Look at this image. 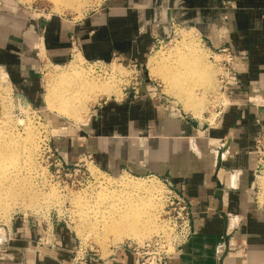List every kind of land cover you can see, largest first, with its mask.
<instances>
[{
	"label": "crops",
	"instance_id": "obj_1",
	"mask_svg": "<svg viewBox=\"0 0 264 264\" xmlns=\"http://www.w3.org/2000/svg\"><path fill=\"white\" fill-rule=\"evenodd\" d=\"M167 21L194 25L214 49L224 42L236 52L226 103L215 122L196 124L177 107H163L158 98L143 94L110 98L94 105L75 135L59 141L57 152L63 160L90 157L112 174L152 169L169 176L187 198L194 225L169 264H264V203L256 200L260 177L254 172L255 139L264 128V0H109L80 21L54 17L39 28L46 56L55 62L73 54L89 60L119 54L142 61L165 33L161 23ZM15 24L5 25L0 18V82L10 85L17 98L23 93L28 101H38L39 59L19 30L22 21ZM218 148L222 156L216 172ZM229 214L240 219L232 232ZM7 228L0 264L70 263L77 237L67 226L20 218ZM230 234L245 244L246 255L223 254ZM89 264H133V256L117 249Z\"/></svg>",
	"mask_w": 264,
	"mask_h": 264
},
{
	"label": "rangeland",
	"instance_id": "obj_2",
	"mask_svg": "<svg viewBox=\"0 0 264 264\" xmlns=\"http://www.w3.org/2000/svg\"><path fill=\"white\" fill-rule=\"evenodd\" d=\"M27 1L0 0V12L2 14L0 18H2V22L5 25L16 26L15 21L19 20L24 24L19 30L23 38L35 48L39 59L38 72L40 74V99L38 101H27L29 105L27 107L24 104L26 102L20 97L17 98L15 96L16 91L11 89L10 85L0 82V120H3L2 97L7 101L5 103L9 113L8 118L4 121L7 124L3 125V121H0L3 130L1 134L9 136L11 133L9 130L12 129L15 139L22 141L24 145L27 143V131L34 130V135H36L34 141L36 151L34 160L32 161L33 164L28 165L29 158H27V151L24 149L23 153L25 155L19 161L18 166L20 167L21 165V168H24L20 172L25 175L29 186L26 189L22 187V190L19 188L15 189L12 186V189L21 192L14 195V198H11L9 195L5 197L12 202L11 206H13V210L6 217L0 216V238L8 234L7 226L14 219L34 218L38 221H48L51 227L58 224L67 226L77 237V243L80 241L83 246L90 247L98 255L106 257L113 248L122 242L133 240L140 242L153 234H158L160 231L165 230L166 223L163 219V214L166 209V199L170 188L166 181H171V179L166 174L152 169H147L143 173H133L123 170L112 174L97 166L92 161V158H80L81 156L79 155L74 157L69 156L66 160H63L57 152L60 151V148L56 145H58L59 141L65 138L68 139L72 134L75 135L76 131L82 127L80 122H83L86 117L90 116V111L94 105L105 99L127 97L126 92L133 90L132 86L135 82L134 77L136 76L140 81V84L136 85L138 88L137 98H140L141 94L145 95L146 98L151 97L153 100L158 98L160 100H155L158 104L167 108H171L172 106L177 107L185 118L195 121L196 124L206 126L209 123H214L219 109L226 103L225 91L222 87L223 83L220 82L218 75L222 70L220 62L223 55L209 45L207 39L201 35L194 25L167 21L161 23L165 33L155 38L150 51L142 61L126 60L119 54L112 55L108 60H89L84 57H73V54L65 62H55L46 56L43 42V27L42 29L39 28L40 23H45L54 17H62L72 22L80 21L84 16L108 5L109 0H82L76 8L65 7L63 5L66 4L62 5V3L55 4L53 0ZM187 60L189 66H192L197 74L194 77L195 82L190 85V92H194L196 101L184 99L181 94L178 96L172 85L167 83L163 77L166 70L175 67L182 69ZM131 64H136V66L133 67ZM53 73H64L70 76L81 73L88 77H86L88 81L92 82L96 80L102 83V85L106 84V81L109 82L113 76L118 82L113 80L116 83L113 82L112 84H115V87L119 88L120 94L108 95L106 92L102 93L99 90H94V95L92 90L93 94H87L86 98L83 97L86 99L83 103V105L85 104V108L83 107L84 113L82 112L80 115L84 116H80L79 119L78 117H71V115L61 114L53 108V105H56V103L52 104L50 99L57 103L59 101L51 96L49 98L47 84L50 83L51 74ZM92 77L94 79H91ZM87 96L92 99L89 97L87 99ZM128 96L134 99L132 94ZM50 102L51 105L49 104ZM196 104H198L197 108ZM55 125L59 126L55 127ZM191 138L193 137H187V140ZM49 147H51V151H49ZM23 165L28 166L24 167ZM30 166L36 168H30ZM261 169L262 171L258 175L260 182H258L259 184L256 183L259 187L258 200L256 199L257 203H264V166ZM5 174H8V172L6 173V169L0 172V176ZM125 177L133 180L142 179L154 183V188L156 189L153 188V190L156 191L150 193L159 198L156 199L161 203V206H158L160 210H155L154 206L150 203H144L137 208V212L140 223L145 221L152 222V227L154 229L157 228L156 230L158 231L153 230L149 236H145L144 238L138 236L125 237L121 242L117 241L118 243L112 241L113 236L109 233L108 239L100 244L97 242V232L99 229L95 228L94 224L88 221V217L91 219L93 214L97 215L101 213V211L98 212L100 209L107 208L112 194L117 198L115 193L118 194L117 191L119 189H124L118 184V181ZM107 179H110L113 183L109 184ZM4 181L0 180V184L8 186L6 181ZM99 190L101 192H108L107 190H109L110 193L108 192V197L98 196L97 192ZM76 195H81L80 197L78 196V201L74 198ZM134 195L135 197L138 196L145 199L146 196H149L145 191L144 193L136 192ZM100 200H103V203H100ZM80 210L83 211L80 213ZM86 216L87 218H85ZM160 226L161 228L165 227L161 229L159 228ZM230 238L234 242L230 243ZM241 242L238 239H234L233 234H230L224 245L223 254L228 255L230 252H242V254L246 255L247 248L245 244L242 246Z\"/></svg>",
	"mask_w": 264,
	"mask_h": 264
},
{
	"label": "bare ground",
	"instance_id": "obj_3",
	"mask_svg": "<svg viewBox=\"0 0 264 264\" xmlns=\"http://www.w3.org/2000/svg\"><path fill=\"white\" fill-rule=\"evenodd\" d=\"M53 1L55 4H61V3H62V5L66 4L63 6H65V7L69 6V8L70 7L76 8L82 2V0H53ZM188 63L189 62L187 60L186 64L183 65L182 69L175 67L173 69L166 70L163 77L166 79L167 83L172 85L173 89L178 93L177 94L178 96H179V94H181V96L184 97V99L196 101L197 99H196L194 92H190V85L193 82H195L194 77L197 74L195 73L194 68H192V66H189ZM81 73H78L75 76L71 75L72 77L69 74H64V73H53V74H51L50 83L47 84L48 85V91H49V98L51 96L52 98H55L56 100L59 101L57 103V102H54L53 100L50 99V101H52V104L56 103V105H53V108L55 110H57L59 113L67 114L68 116L71 115V117H78V118L80 116H84V115H80V114H82V112H83V107L85 105V104L83 105V103L86 100L85 99L86 95L87 94H93L94 90H99L102 93L106 92L108 95H110V94L119 95L120 94L119 93L120 91H118L119 88L115 87L116 86L115 84H112L113 82L117 81L116 79H114L113 76L110 78V81H109L110 83L106 81V84L102 85V83H100L96 80L92 81V82L88 81V79H87L88 77L82 75ZM49 75H50V73H49ZM96 76H98V75H96ZM91 79H94V78L92 77ZM98 80H101V79H98ZM108 80H109V77H108ZM113 80H115V81H113ZM92 90H93V93H92ZM103 90H105V91H103ZM94 95H95V93H94ZM89 96H87V99ZM83 97H85V98H83ZM2 98L3 99H1V100H2V106H3V114H2L3 120H0V121L1 122L3 121L2 124L4 125V124H7L4 121H6V119L8 118L7 116L9 113H8L7 106L5 103L6 100H4L5 99L4 97H2ZM89 98H91V97H89ZM24 104L26 107L29 106L27 102ZM49 104L51 105V102ZM196 105H197L196 106V108H197L198 104H196ZM85 119H88V117H86ZM84 120H83V123H85ZM2 124L0 125V134L3 131L2 130ZM9 131L11 132L9 136H5L3 134L0 135V172H2L5 169H6V173L8 172V174L0 176V180H3V181L5 180L6 184H8V186H5V184H4V186L0 184V216H5V217L11 210H13L12 209L13 206H11L12 202L9 201L8 199H6L5 197L7 195H9L11 198H14V195H17L18 193L21 192V191L15 190L16 188H19L20 190H22V187L24 189H26L29 186V182L25 178V175L22 174V172H20L24 168H21V165H20V167H18L19 163H20L19 161L22 160L24 155H25L23 153V151H24V149L27 151V153H26L28 156L27 158H29V161H28L29 164L28 165L33 164L32 161L34 160L33 158H34L35 151H36V145L34 143L36 135H34V130L27 131V140L25 139L27 143L25 145L22 143V141L15 139V135L12 132V129H10ZM197 151H198V149H197ZM28 165H23V166L25 167ZM9 167H11V168H9ZM30 168H36V167L30 166ZM34 170H36V169H34ZM23 172H25V171H23ZM257 179H258V177H257ZM107 182L109 184L113 183L110 179H107ZM118 184H120L122 186V188H124L121 190L119 189L118 191L116 190L118 192V194L115 193V195L118 199L115 198L114 195L112 194L113 197L112 196L110 197L111 201H110L107 208L105 207V208H103V210L100 209L98 212L101 211V213L97 212L98 213L97 215L93 214L92 215L93 219L92 218L90 219V217H88L89 218L88 221L90 223L94 224L95 228L97 227V229H99V231L97 230L98 231L97 232V234H98L97 235V242H99L100 244L103 243L106 239H108V235H110V234L113 236V239H112L113 242L114 241H116V242L120 241L121 242L122 239H124L125 237H129V236H133V237L138 236L140 238H144L145 236H149L153 232V230L157 229V228L154 229L152 227V224H151L152 222L145 221L143 223H140L139 222V214L137 212V208H139L144 203L145 204L150 203L152 206H154L155 210H160V209H158V206L161 204L160 201L158 200L159 198L155 197L154 195H151V193L153 191H156V190H153V188L155 187L154 183H152L151 181H145L142 179L133 180V179L125 177V178L120 179L118 181ZM12 186L15 189H12ZM154 189H156V188H154ZM107 191L110 193L109 190H107ZM116 191H114V192H116ZM144 191H145V193L149 194L148 197L145 195L146 199L143 197L140 198L138 196L135 197L134 193H136V192L144 193ZM108 192H106V191L101 192L99 190L97 192V195L98 196L102 195L103 197H108V194H109ZM158 195H159V193H158ZM19 196H16V197H19ZM49 196L52 197L51 194H49ZM78 196L80 197L81 195L74 196V198L77 201L79 199ZM153 197H155V198H153ZM156 198H158V199H156ZM88 200H90V199H88ZM160 200H161V198H160ZM100 201H101L100 203H103V200H100ZM156 206H157V209H156ZM165 210H164V213H165ZM81 211H83V210H80V213H81ZM95 211H94V213H96ZM156 212H158V211H156ZM82 214H84V213L82 212ZM83 216H81V217L83 218ZM85 218H87V216ZM94 219H96V220H94ZM158 224H157V226H158ZM165 226H163V227H165ZM163 227L161 228V226H160L159 228L164 229ZM156 231H158V230H156ZM163 231H165V230H162L160 232H163ZM139 240H141V239H139Z\"/></svg>",
	"mask_w": 264,
	"mask_h": 264
},
{
	"label": "built area",
	"instance_id": "obj_4",
	"mask_svg": "<svg viewBox=\"0 0 264 264\" xmlns=\"http://www.w3.org/2000/svg\"><path fill=\"white\" fill-rule=\"evenodd\" d=\"M223 55L220 62V68L222 69L218 74L220 77V82L223 83V90L226 88L228 82V76L230 71V64L236 57V52L233 47L224 42L217 45L215 48ZM133 67L136 64H131ZM135 82L132 86L133 90L126 92V96L132 94L134 98L138 97V88L136 85L140 84L139 78L134 77ZM138 80V81H137ZM256 152H255V175L256 179L259 173L262 171L264 166V128L261 129L259 134L255 139ZM48 146H50L48 144ZM51 151V147H49ZM53 154V153H52ZM168 195L166 199V210L163 214V219L166 222V229L158 234H153L149 238L137 242V241H125L120 245H117L113 250H123L129 252L133 256V264H169L170 258L173 253L184 243L188 241L193 233L194 225L192 221V211L187 198L179 193L172 181L167 180ZM256 199L258 198L259 190L258 185L256 187ZM239 217L237 215L229 214V228L232 232L239 225ZM230 232V233H231ZM51 231L49 230V235ZM46 233V242L47 236ZM230 243L234 242L232 238ZM2 238H0L1 243ZM40 243L45 241L39 239ZM111 253V252H110ZM102 256L98 255L94 249L83 246L80 241H78L76 247L72 250L71 260L69 264H89L90 261L96 260ZM66 264V263H59Z\"/></svg>",
	"mask_w": 264,
	"mask_h": 264
},
{
	"label": "water",
	"instance_id": "obj_5",
	"mask_svg": "<svg viewBox=\"0 0 264 264\" xmlns=\"http://www.w3.org/2000/svg\"><path fill=\"white\" fill-rule=\"evenodd\" d=\"M17 96L20 97L24 102H27V98L23 93H17ZM221 156H222V149L218 148L217 149V154H216V165H215V171L217 172L219 167L221 166ZM217 187H221V182L219 179H217Z\"/></svg>",
	"mask_w": 264,
	"mask_h": 264
}]
</instances>
